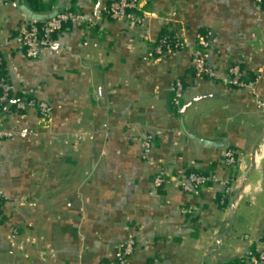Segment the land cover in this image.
I'll return each instance as SVG.
<instances>
[{
  "label": "crops",
  "instance_id": "obj_1",
  "mask_svg": "<svg viewBox=\"0 0 264 264\" xmlns=\"http://www.w3.org/2000/svg\"><path fill=\"white\" fill-rule=\"evenodd\" d=\"M110 0H0V51L16 97L53 108L0 115V264H104L134 238L127 264H243L264 244V6L253 0H141L143 23L114 21ZM64 9L70 23L30 59L18 29ZM209 63L259 75L254 90L196 81L189 51L158 57L166 33ZM185 91L174 100L176 80ZM153 137L150 157L141 141ZM236 161L225 159L227 149ZM215 175L198 194L188 174ZM163 172L157 188L154 177Z\"/></svg>",
  "mask_w": 264,
  "mask_h": 264
},
{
  "label": "built area",
  "instance_id": "obj_2",
  "mask_svg": "<svg viewBox=\"0 0 264 264\" xmlns=\"http://www.w3.org/2000/svg\"><path fill=\"white\" fill-rule=\"evenodd\" d=\"M141 0H110L106 5V15L114 20L121 21L128 19L133 23H143L146 15L139 9ZM256 4L264 6V0H253ZM91 21L92 18L86 16L80 10L64 9L56 12L46 20L32 19L25 22L19 29L17 39L20 47L30 59L39 58L43 51L52 48L55 37L66 25L70 23ZM216 32L207 29L199 34L195 41L184 40L174 34H163L156 43L154 52L158 57H168L175 55L179 51H189L192 60V70L196 81L208 79L211 81H222L223 83L254 90L259 80V75H253L246 71L240 64H232L228 68L227 75L221 77L209 63L210 50L217 44ZM184 82L176 80L174 100L176 103L182 98L185 91ZM15 110L16 113H24L30 110L38 111L42 116L49 118L53 113L52 106L34 97H16L15 87L4 72V61L0 51V115ZM9 131H0V137L12 136ZM153 137L145 136L141 141V157L147 160L150 157L153 147ZM225 159L233 164L236 161V152L227 149ZM215 175H206L201 172L191 171L188 174V189L198 194L201 188L208 182H216ZM165 177L163 172L154 177V185L159 188L163 185ZM5 201V194L0 189V206ZM136 246L134 238L123 241L117 248L115 257L104 264H127L128 258L133 254ZM243 264H264V244L258 247L249 246L241 258Z\"/></svg>",
  "mask_w": 264,
  "mask_h": 264
}]
</instances>
